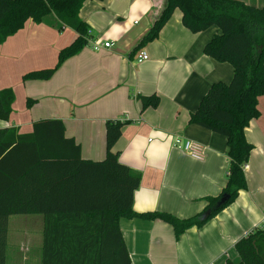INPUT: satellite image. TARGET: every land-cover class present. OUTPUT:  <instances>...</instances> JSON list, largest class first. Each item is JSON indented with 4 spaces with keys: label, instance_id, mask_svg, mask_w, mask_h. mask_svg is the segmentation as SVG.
<instances>
[{
    "label": "crops",
    "instance_id": "obj_1",
    "mask_svg": "<svg viewBox=\"0 0 264 264\" xmlns=\"http://www.w3.org/2000/svg\"><path fill=\"white\" fill-rule=\"evenodd\" d=\"M244 1L264 5V0ZM164 3L87 0L79 16L89 25L91 39L112 45L96 51L88 43L45 80H24L23 76L54 67L60 51L72 44L78 33L64 27L54 13L45 15L41 22L26 21L0 44V89L14 92L12 112L8 119H0V128H16L25 134L33 131L38 120L61 119L66 135L80 144L82 157L101 160L107 150L106 121L127 120L114 150L123 163L141 175L134 210L189 218L205 209L208 197L220 195L229 168L226 137L191 123L190 115L214 82L232 80L234 67L204 53L206 43L220 28L213 25L194 33L183 24L180 9L174 11L158 38L142 48L149 59L138 63L141 49L135 54L133 50ZM153 94L160 97L159 105L144 107L138 96ZM29 99L34 103L28 105ZM258 101L260 115L245 129L254 146L244 168L247 188L206 223L188 228L179 239L173 226L162 219L122 217L120 228L131 264H224L241 260L236 243L258 228L264 215V95ZM175 134L201 143L204 158L196 159L175 148ZM10 218L6 264H17L15 249L24 252L25 242L18 234L13 238L9 235ZM15 223L28 226L33 222L23 217ZM38 226L40 237L31 239L24 253L29 264L33 254L42 262L43 215Z\"/></svg>",
    "mask_w": 264,
    "mask_h": 264
},
{
    "label": "trees",
    "instance_id": "obj_2",
    "mask_svg": "<svg viewBox=\"0 0 264 264\" xmlns=\"http://www.w3.org/2000/svg\"><path fill=\"white\" fill-rule=\"evenodd\" d=\"M87 0H0V44L22 29L29 19L41 22L54 13L77 31V39L59 53L54 67L33 70L24 80L49 79L64 61L79 53L92 38L89 25L79 12ZM176 9L183 24L194 33L216 25V33L204 53L234 67L230 82H214L191 113L190 122L226 137L228 178L220 195L207 198L205 209L189 218L168 212L139 213L134 193L141 175L120 160L114 146L128 122L106 121V156L85 159L81 146L66 135L61 119L46 118L33 124L31 133L0 128V264H6L8 219L13 214L44 217L41 264H131L120 219H162L170 223L176 239L190 227L201 226L233 202L247 188L245 165L253 144L245 129L260 115L258 100L264 95V5L244 0H165L163 9L133 53L158 38ZM144 107H157L156 94L138 96ZM14 92L0 89V119L12 112ZM34 103L29 99L28 105ZM223 194L229 200L213 209ZM212 213L203 218L207 210ZM241 260L224 264H264V230L255 228L236 243Z\"/></svg>",
    "mask_w": 264,
    "mask_h": 264
},
{
    "label": "rangeland",
    "instance_id": "obj_3",
    "mask_svg": "<svg viewBox=\"0 0 264 264\" xmlns=\"http://www.w3.org/2000/svg\"><path fill=\"white\" fill-rule=\"evenodd\" d=\"M23 217H30L32 218L31 224H23L18 226V224L15 223L16 220L23 219ZM42 220V214L34 213V214H14L11 215V218L9 220V235L13 238L15 235L18 234V236L21 238V242H25V251L28 250L29 245L28 242L31 239H35L36 237H40V231L41 228L38 226L39 220ZM17 231V233H16ZM16 233V234H15ZM9 249L12 251V246H9ZM15 249V248H14ZM17 264H29V262H25L24 259L28 257L27 254H24V252H20L17 250ZM33 254V253H32ZM27 256V257H26ZM12 257V256H11ZM31 263L30 264H40L38 257L34 254L31 255ZM8 264H12L11 261Z\"/></svg>",
    "mask_w": 264,
    "mask_h": 264
},
{
    "label": "built area",
    "instance_id": "obj_4",
    "mask_svg": "<svg viewBox=\"0 0 264 264\" xmlns=\"http://www.w3.org/2000/svg\"><path fill=\"white\" fill-rule=\"evenodd\" d=\"M89 43L92 45L93 49L96 51L101 50L104 47H110L112 45L111 42H107V41L101 42V41L93 40V39H90ZM136 59L138 63H142L149 59V54L147 53L146 50L141 49ZM149 140L151 141V139ZM172 145L175 148L185 151L190 156L196 159L204 158V146L195 140L175 134L173 135V138H172ZM258 228L264 230V215H263L262 222Z\"/></svg>",
    "mask_w": 264,
    "mask_h": 264
},
{
    "label": "water",
    "instance_id": "obj_5",
    "mask_svg": "<svg viewBox=\"0 0 264 264\" xmlns=\"http://www.w3.org/2000/svg\"><path fill=\"white\" fill-rule=\"evenodd\" d=\"M229 195L228 194H223L221 198L218 200V202L215 204L213 209H218L222 207L224 204H226L229 200ZM212 213V209L207 210L203 216V218H207L210 214Z\"/></svg>",
    "mask_w": 264,
    "mask_h": 264
}]
</instances>
